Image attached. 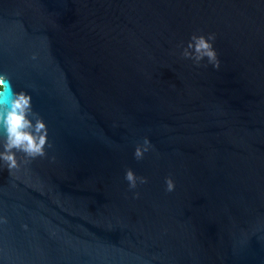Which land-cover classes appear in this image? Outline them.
Listing matches in <instances>:
<instances>
[{
    "label": "water",
    "instance_id": "95a60500",
    "mask_svg": "<svg viewBox=\"0 0 264 264\" xmlns=\"http://www.w3.org/2000/svg\"><path fill=\"white\" fill-rule=\"evenodd\" d=\"M0 73L52 144L0 165V264H264V0H0Z\"/></svg>",
    "mask_w": 264,
    "mask_h": 264
},
{
    "label": "clouds",
    "instance_id": "9594fccd",
    "mask_svg": "<svg viewBox=\"0 0 264 264\" xmlns=\"http://www.w3.org/2000/svg\"><path fill=\"white\" fill-rule=\"evenodd\" d=\"M215 40L214 32L206 35L192 33L186 44L178 45L179 56L191 60L196 66L207 61V64L219 70L220 61L213 47ZM35 57L36 54H33L32 58ZM51 147L47 125L40 114L33 109L31 95L24 90H14L8 73H0V165L5 166L9 171L16 170L20 167L18 154H22L23 162L28 163L37 157H45L46 148ZM150 150L154 151V146L145 136L142 142L136 143L133 156L137 161L142 160L145 153ZM124 179L129 190L136 189L138 184L143 185L148 182L147 177L136 175L131 168L125 170ZM174 190L173 179L166 177L165 191ZM138 195V192H133L134 197ZM6 223L7 217L0 216V224Z\"/></svg>",
    "mask_w": 264,
    "mask_h": 264
}]
</instances>
